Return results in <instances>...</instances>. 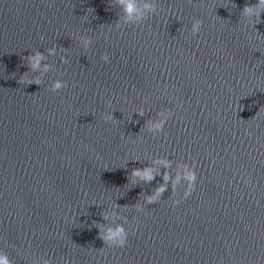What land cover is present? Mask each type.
Segmentation results:
<instances>
[{"label": "water", "instance_id": "1", "mask_svg": "<svg viewBox=\"0 0 264 264\" xmlns=\"http://www.w3.org/2000/svg\"><path fill=\"white\" fill-rule=\"evenodd\" d=\"M151 3L129 19L121 0H0L11 264H264V13Z\"/></svg>", "mask_w": 264, "mask_h": 264}, {"label": "clouds", "instance_id": "2", "mask_svg": "<svg viewBox=\"0 0 264 264\" xmlns=\"http://www.w3.org/2000/svg\"><path fill=\"white\" fill-rule=\"evenodd\" d=\"M121 4L123 5V11L127 18L133 19V18H142L146 13L155 11V5L151 3V0H144L142 3L141 0H121ZM243 13L248 16H256L260 17L261 13H264V0H258V4L256 5H246L243 9ZM202 24V21L196 20L193 24V33H196L199 31L200 26ZM43 55L39 52L36 54L28 57L30 66L32 70H37L40 67V62L43 59ZM104 59L107 61V57H104ZM24 81L22 80L21 83ZM27 83H40L38 79L36 80H29ZM62 87H64V83L62 81H56L53 84V91L60 90ZM161 125H156V127H160ZM134 175H141L142 177L151 180L153 178L151 174L150 169H145L143 172L140 170H135ZM165 179L167 180L168 177L165 176ZM180 179V177H177V181ZM185 179L189 181V189H192L194 186V183L196 181V174L193 171H188L185 175ZM163 187L159 191H163ZM190 192H186V196L189 195ZM108 239H111L115 241L119 247H123L127 243V233L125 232L123 227H117L116 229H109V235ZM0 264H11V261L9 260L7 254H0Z\"/></svg>", "mask_w": 264, "mask_h": 264}]
</instances>
